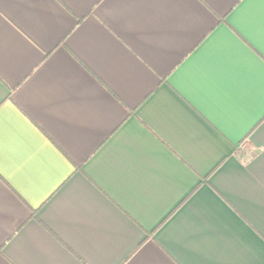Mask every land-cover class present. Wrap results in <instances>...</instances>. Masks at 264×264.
Instances as JSON below:
<instances>
[{
  "label": "crops",
  "instance_id": "0c3cea01",
  "mask_svg": "<svg viewBox=\"0 0 264 264\" xmlns=\"http://www.w3.org/2000/svg\"><path fill=\"white\" fill-rule=\"evenodd\" d=\"M0 264H264V0H0Z\"/></svg>",
  "mask_w": 264,
  "mask_h": 264
}]
</instances>
